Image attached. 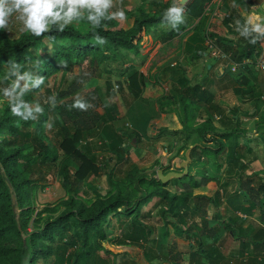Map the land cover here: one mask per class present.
I'll return each instance as SVG.
<instances>
[{"label":"trees","instance_id":"16d2710c","mask_svg":"<svg viewBox=\"0 0 264 264\" xmlns=\"http://www.w3.org/2000/svg\"><path fill=\"white\" fill-rule=\"evenodd\" d=\"M215 1L193 0L185 7V22L179 25L178 30L163 32L162 38L167 41L181 36L189 21L203 20L207 14H212L209 8ZM171 2H156V9L152 11L131 8L130 24L116 20L103 21L101 28L95 32L106 38L104 45L95 43L91 25L87 33L80 32L72 25L64 32L53 26L52 31L41 37L22 32L18 38H12L8 32L0 30V77H5V65L10 61L22 65L21 74L30 70L34 75L44 76L45 82L62 70L76 72L79 67L81 72L67 90L50 94L57 96L54 107L41 100L47 97L41 92L42 86L25 94L23 99L31 103L39 101L44 107L43 115L37 120L25 122L13 116L8 103L0 109V264H22L27 256L30 257L29 264H118L119 254L113 252L111 246L143 247L144 244L155 243L158 224L167 229L173 227L177 236L185 237L191 233V229L185 230L184 226L192 219L205 218L208 214L207 204L216 207L223 216L228 212L230 204L223 202L220 189L214 188L213 195L198 192L204 184L219 181L218 176L210 178L201 172L193 175L189 170L183 178H173L164 184L157 179V174L150 177L140 175V170L134 168L125 182L115 180L117 166L122 160L121 153L131 145L127 142L131 138L123 131L118 133L122 139L113 148V156L105 159L100 166L90 144H82L85 132L93 129L90 124L91 112L73 108L75 99L70 97L78 93L99 68L107 72L110 62L118 54L140 55L146 35L152 27L162 25L163 13ZM226 5L223 25L229 35L210 34L209 39L216 49L227 56L224 61L229 66L232 64L228 73L245 89L242 101L260 110L258 103L261 102V94L255 90L256 86L246 71L257 81L248 61L261 60L264 38L252 44L250 38L240 36L235 22L240 20L244 23L246 17L237 8ZM260 7L264 11V5ZM164 25H167L166 21ZM196 40L190 34L184 42L185 50L193 52ZM45 43L52 44L51 52L40 51ZM197 55L205 58L206 53L200 50ZM208 55L212 57L211 53ZM88 59L89 72L85 74L82 66ZM36 61H40L39 68L33 66ZM145 61L146 58H143L140 63ZM233 65H237L235 71L232 70ZM184 70L187 72L186 68ZM207 71L211 72V69L207 68ZM186 72L176 81L177 92L159 99L160 111L175 114L182 126V133L193 145L191 159L206 169L208 161L218 164L223 159L227 147L221 139L232 143L235 149L239 145L238 137H246L241 115L244 110L240 107L228 110V104L225 103L226 108L221 102H215L211 85L207 86L205 79L202 83L191 85V78ZM13 78L16 77H11L14 81ZM129 80L131 88L142 91L145 76L141 72H135ZM2 90L0 88V97L3 98ZM46 92L50 93L49 90ZM204 108L210 112L206 119L201 117ZM112 110L109 109L111 113ZM48 123L54 126L53 133L57 138V144L53 146L45 140L43 132ZM260 125L264 127V117ZM103 130L111 140L117 139L113 128L110 132ZM194 133L205 144L195 142ZM135 138L140 143L141 140L137 136ZM239 162L237 173L229 177L236 178L240 196L246 202L240 208L248 216H254L259 210L264 221L263 173H257L258 168H253L252 164H246L243 160ZM111 163L114 166L109 172L108 181L112 188L105 195L91 191L95 195L92 198L89 190L80 191L82 182L89 174L101 173ZM51 169H56L62 176L65 197L58 203L45 204L38 209L36 201L40 191L48 184L47 171ZM232 172L230 170L231 175ZM257 175L261 177L260 185L256 187L254 178ZM171 188H175L174 193ZM230 226L226 224L229 230Z\"/></svg>","mask_w":264,"mask_h":264},{"label":"rangeland","instance_id":"374dc122","mask_svg":"<svg viewBox=\"0 0 264 264\" xmlns=\"http://www.w3.org/2000/svg\"><path fill=\"white\" fill-rule=\"evenodd\" d=\"M158 1L169 0H118L117 7L124 9L126 20L123 22L130 24L129 17L131 8L152 11L156 9L154 3ZM227 1L217 0L221 6L218 7L216 4L212 6L211 9L214 10L212 15L207 14V17L203 20H191L186 24V31H189L198 39L196 40L197 42L195 41V49L193 52L186 50L183 53L184 45L180 38L167 41L162 38V33L171 29L168 25L152 27L144 39V47L140 55L118 54V57L110 62L111 64L108 66L107 72H103L99 68L98 72L83 85L82 89L73 95V97H70L74 99L76 97L86 99V101L93 105V107L88 109L91 112L90 120L92 121L90 124L93 129L85 132L82 144H90L92 153L96 154V160L99 166L103 165L105 159L113 156V148L116 144L119 145L122 139L118 135L120 131H123L131 138L130 141H127L131 143L130 147L121 153L122 160L117 166L115 180L125 182L129 173L134 168L140 170V175L149 177L157 174L159 170H163L164 173L166 171L183 172L180 164L186 160V152L193 145L189 144L190 139L187 138L186 134L182 133V128L177 123L175 114L161 113L159 99L163 96H171L177 92L176 81L182 78L183 73H185V67L188 68L187 75L192 77L194 81L199 82L201 78H204L208 82L207 86L211 85L210 91L214 94L215 102H221L224 106H226L225 103L228 104V110L233 107H240L244 111L251 108V103L249 102H241L239 105H236L240 101L245 89L236 83L234 77H231L228 73L232 64L229 66L224 59L216 57L213 54L211 40L209 39L210 34H218L220 36L229 35L223 25V20L227 13L223 4L241 5V0H233V2L230 0ZM112 10L115 11L116 9L114 8ZM242 10L247 16L251 12H254L261 16L260 19L264 21V14L255 11V8L249 9L247 7L243 8L242 6ZM72 26L82 33H87L90 24L86 20H82L79 23H74ZM5 31L12 38H18L22 33L19 23L14 19L9 29ZM51 50L52 44L48 43L44 44L42 50L40 48L41 52L46 53L51 52ZM200 50L206 54L211 53L212 57L208 55L206 59L198 56L197 54ZM143 58H146L147 61L142 67L143 73L145 74V83L142 91L139 92L137 88H131L129 79L135 72H140L141 66L139 64ZM261 60H250L248 64L257 78L259 74L255 68L258 66L261 67ZM89 64L90 60L88 59L82 66L85 74L89 72ZM209 66H213V68ZM207 68L211 69V72H208ZM80 73L79 67L76 68V72L62 70L42 85L41 92H44L48 97L52 92L65 91ZM223 73L226 76L222 79L221 77L224 76L222 75ZM10 82L0 77V88L4 89L9 87ZM21 83L23 84V82ZM254 86H256L255 90L261 94V102L258 105L260 104L262 108L264 105L262 104L264 102V85L257 83ZM46 90H49L50 93L46 92ZM37 98L40 99V97ZM41 100L44 101L45 99L41 98ZM6 106L7 101L0 97V109ZM112 107L115 108L112 110ZM109 109L113 111V114ZM113 115H115L114 118H112ZM209 115L210 112L204 108L201 113L202 119H206ZM98 117L99 119H97ZM254 122H257V120L252 119L244 125L247 126L246 137H243V135L238 137L239 145L244 144V147L238 145L234 149L232 143L226 139H221L226 144L227 149L220 163L215 164L214 161H208L205 169L198 162L191 159L189 163L191 174L195 175L201 172L207 174L210 178L213 176L220 178L219 181H211L204 184L203 188L198 192L213 195L216 188L223 192L234 191L238 185L237 180L235 177L229 176H235L240 160H243L246 164H252L253 168L264 165V133H257L259 132L257 130L259 128L258 125L262 126L260 125L262 121L260 120V124L258 123L257 126ZM109 126L117 133L116 140H111L108 137V133H104L103 129H106L107 132L112 131V128H109ZM175 130H177V133H174ZM53 131L54 126L51 123H48L43 131L45 140L51 146L57 144V138ZM263 131L261 128V132ZM134 136H137L141 140L140 143L136 141ZM192 136L195 142L205 144L198 137V134L194 133ZM210 136L211 134L208 135V137ZM247 139L250 140L251 145ZM246 143L250 146V149H247ZM235 158H237L236 161ZM112 166H114L113 163L108 168L103 169L101 173L89 174L82 182L80 191L83 192L87 189L90 192L96 191L97 194L105 195L112 188L108 181ZM230 170H233L232 175L230 174ZM260 177L257 175L254 178L256 187L260 185ZM47 178L48 184L43 191H40L36 201V207L38 209H41L45 204L58 203L65 197V191L62 187V176L57 173V170H48ZM262 178H264V174H262ZM180 188L183 187L180 186ZM214 188L215 190H213ZM171 191L174 193L175 188H171ZM91 194V197L95 198L94 193L91 192ZM237 201H241V199ZM229 203L234 206V201L231 202L229 200Z\"/></svg>","mask_w":264,"mask_h":264},{"label":"crops","instance_id":"0c3cea01","mask_svg":"<svg viewBox=\"0 0 264 264\" xmlns=\"http://www.w3.org/2000/svg\"><path fill=\"white\" fill-rule=\"evenodd\" d=\"M230 1L233 2V0ZM216 2L217 0L214 5L221 6L219 2ZM240 3L241 5L225 3L223 6L226 12V4L237 8L243 17H247V15L243 12L242 6L249 9L255 8V11L264 14V11L260 7L264 5L263 0H241ZM212 6L209 8V11H212L213 14L214 10L211 9ZM250 15L254 21L257 19L261 20V16L254 12H251ZM190 34L189 31H185L181 36L176 37L182 39V44L184 45L183 53L186 52L185 39L187 40ZM262 48L261 59L264 60V42L262 43ZM145 62L139 64L141 66L140 72L144 76L142 67ZM248 63L250 62L248 61ZM258 67L255 68L259 74L257 81H254L255 79L251 76V73L247 71L246 73L254 84L259 83V85H264V68ZM185 68L188 72V68ZM184 75L185 73H183ZM190 78L191 85L193 86L202 83L204 80V78H201L197 82L192 77ZM241 102H243L242 97L236 105H239ZM250 107L249 110L247 109L244 113H241L244 125L254 119L255 121L257 120V122H254L257 126L260 120L263 121L264 105L260 110L254 109L252 104ZM236 118H238V115ZM176 121L182 128L178 119ZM258 127L257 130L259 132L257 133L263 134L264 131L261 132V128L264 130V127L259 125ZM244 128L247 131V126H244ZM248 141L250 142L249 139ZM240 145L244 147V144ZM247 149H250V146L247 145ZM257 168V173L262 172L264 174V165L262 167L257 166ZM221 193L223 202L230 204L229 200L231 202L234 201V206L229 205L228 212L224 216L220 214L216 207L209 204L207 206L208 214L205 218L192 219L184 226L185 230L191 229V233H188L185 237L177 236L173 227L167 229L163 225L158 224L155 243L144 244L143 247L135 245L111 246V250L119 254L118 264H264V221L261 220L259 210L254 213V216L244 214L245 212L240 207L242 205L245 206L246 202L242 201L238 185L232 192L222 191ZM239 199L241 201H237ZM226 224L231 225L230 230L226 228ZM233 231L236 233L234 234ZM253 238L257 243H255ZM114 260L112 257V261Z\"/></svg>","mask_w":264,"mask_h":264},{"label":"clouds","instance_id":"9594fccd","mask_svg":"<svg viewBox=\"0 0 264 264\" xmlns=\"http://www.w3.org/2000/svg\"><path fill=\"white\" fill-rule=\"evenodd\" d=\"M117 3L118 0H0V30H8L14 19L19 23L20 31L41 37L52 31L53 26L64 32L70 25L86 20L93 30L95 43L104 45L107 43L106 38L95 32L101 28L102 22L126 20L124 9L117 7ZM185 7L186 0H172L171 5L163 13L162 26L166 21L168 27L178 30L179 25L185 22ZM114 8L115 11L112 10ZM235 24L239 35L245 39L250 38L252 44L264 38V21L259 19L254 21L249 15L244 23L237 20ZM33 66L39 68L40 61H36ZM21 68L20 63L13 61L5 65L4 80L11 82L9 87L2 90V95L13 116L25 122L37 120L44 113L43 105L39 101L28 102L23 97L32 89H40L45 83V78L42 75H34L30 70H25L21 74ZM12 76L16 77L14 81L11 80ZM44 103L54 107L57 96H48ZM72 107L87 111L93 105L76 97Z\"/></svg>","mask_w":264,"mask_h":264},{"label":"water","instance_id":"95a60500","mask_svg":"<svg viewBox=\"0 0 264 264\" xmlns=\"http://www.w3.org/2000/svg\"><path fill=\"white\" fill-rule=\"evenodd\" d=\"M193 2V0H186V7L191 3ZM205 58L207 59L208 58V54L205 55ZM211 67V66H209ZM191 151H192V147L189 148L186 152V160L183 161L181 164H180V167L182 169L183 172H169L167 174L164 173L163 170H159L158 173H157V179L159 181H161L162 183L166 184L168 183L170 180H172L173 178H183L184 176H186L188 173H189V163L191 162ZM14 204L17 205V200L16 198H14ZM17 213L19 214V209L17 208ZM29 259L30 257L27 256L26 259L23 260L22 264H29Z\"/></svg>","mask_w":264,"mask_h":264},{"label":"built area","instance_id":"2783aa9c","mask_svg":"<svg viewBox=\"0 0 264 264\" xmlns=\"http://www.w3.org/2000/svg\"><path fill=\"white\" fill-rule=\"evenodd\" d=\"M211 44H212V52L213 54L216 56V57H219V58H222V59H226L227 56L225 54H223L221 51H219L218 49H216V47L214 46V44L212 43L211 41ZM221 56V57H220ZM261 67L264 68V60H261ZM237 68V65H233L232 69L233 71H235Z\"/></svg>","mask_w":264,"mask_h":264}]
</instances>
